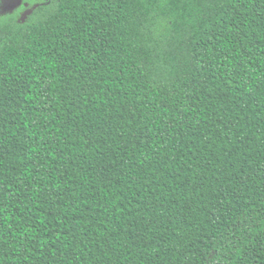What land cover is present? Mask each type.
Returning a JSON list of instances; mask_svg holds the SVG:
<instances>
[{
    "label": "trees",
    "instance_id": "obj_1",
    "mask_svg": "<svg viewBox=\"0 0 264 264\" xmlns=\"http://www.w3.org/2000/svg\"><path fill=\"white\" fill-rule=\"evenodd\" d=\"M0 264H264V0L0 15Z\"/></svg>",
    "mask_w": 264,
    "mask_h": 264
},
{
    "label": "rangeland",
    "instance_id": "obj_2",
    "mask_svg": "<svg viewBox=\"0 0 264 264\" xmlns=\"http://www.w3.org/2000/svg\"><path fill=\"white\" fill-rule=\"evenodd\" d=\"M22 0H0V15L12 12Z\"/></svg>",
    "mask_w": 264,
    "mask_h": 264
}]
</instances>
